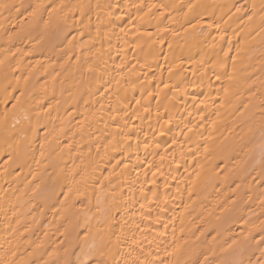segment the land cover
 Returning <instances> with one entry per match:
<instances>
[{"label": "bare ground", "instance_id": "6f19581e", "mask_svg": "<svg viewBox=\"0 0 264 264\" xmlns=\"http://www.w3.org/2000/svg\"><path fill=\"white\" fill-rule=\"evenodd\" d=\"M68 262H264V0H0V264Z\"/></svg>", "mask_w": 264, "mask_h": 264}, {"label": "snow or ice", "instance_id": "6c2138e0", "mask_svg": "<svg viewBox=\"0 0 264 264\" xmlns=\"http://www.w3.org/2000/svg\"><path fill=\"white\" fill-rule=\"evenodd\" d=\"M47 23V22H46ZM68 264H70V262H68ZM262 264H264V262H262Z\"/></svg>", "mask_w": 264, "mask_h": 264}]
</instances>
